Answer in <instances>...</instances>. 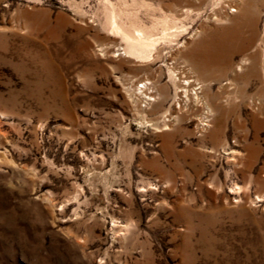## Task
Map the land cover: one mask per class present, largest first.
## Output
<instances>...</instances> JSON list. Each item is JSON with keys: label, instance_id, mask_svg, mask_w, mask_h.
Segmentation results:
<instances>
[{"label": "rangeland", "instance_id": "rangeland-1", "mask_svg": "<svg viewBox=\"0 0 264 264\" xmlns=\"http://www.w3.org/2000/svg\"><path fill=\"white\" fill-rule=\"evenodd\" d=\"M105 1L178 29L125 58ZM247 2L0 0V264H264V0ZM252 54L256 78L236 74Z\"/></svg>", "mask_w": 264, "mask_h": 264}, {"label": "bare ground", "instance_id": "bare-ground-1", "mask_svg": "<svg viewBox=\"0 0 264 264\" xmlns=\"http://www.w3.org/2000/svg\"><path fill=\"white\" fill-rule=\"evenodd\" d=\"M217 1L218 4L221 5L220 11L222 10V4H225L229 8L235 5L245 6L249 4L247 0H217ZM102 6L105 11L102 17L105 28L110 33L119 36L124 44V47L122 46L123 48H121L123 51L122 56L125 58L136 60L137 62L144 63V62L155 61V59L157 58L156 55H153L154 54L153 51L155 50V47L160 42H164V40L173 36L175 31L178 29L177 22L175 21L171 22L168 19H162V20L160 19L161 21H158L157 23H155L154 27H152L153 31H159L160 34L162 35L161 38L157 39L154 38L153 35L150 32H148L147 28L143 24H141L138 20L134 21L128 15L118 14L116 12L117 10L115 11V9H113L112 6H109L108 2L106 1L102 4ZM231 12H237V10L232 9ZM182 13L184 16V10L182 11ZM234 53L236 52H229V51L226 52L221 57L222 63L220 64H222L224 67H230ZM257 59L258 56L256 54H252L249 58L243 57L238 63V65L235 67V72H237L236 74L241 75L242 77H247L246 74L242 73V68L244 66H247L249 72L248 76L250 75V77L256 78L257 71L259 68L258 67L259 63ZM232 68L233 65L231 69ZM201 122H202L201 125L203 127H209V123H207L208 121L205 118L202 119Z\"/></svg>", "mask_w": 264, "mask_h": 264}, {"label": "built area", "instance_id": "built-area-1", "mask_svg": "<svg viewBox=\"0 0 264 264\" xmlns=\"http://www.w3.org/2000/svg\"><path fill=\"white\" fill-rule=\"evenodd\" d=\"M149 87H150L149 82H147L146 80H142L140 83H138L135 86L134 91H135L136 94H138L140 96H146L148 94V92H149ZM144 99L147 100V96Z\"/></svg>", "mask_w": 264, "mask_h": 264}]
</instances>
